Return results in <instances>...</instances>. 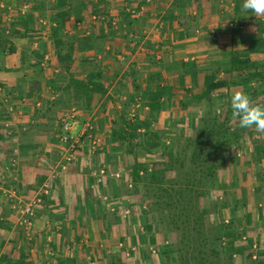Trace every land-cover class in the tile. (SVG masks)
I'll return each instance as SVG.
<instances>
[{
  "label": "crops",
  "instance_id": "crops-1",
  "mask_svg": "<svg viewBox=\"0 0 264 264\" xmlns=\"http://www.w3.org/2000/svg\"><path fill=\"white\" fill-rule=\"evenodd\" d=\"M71 2L87 4L89 8L83 12L82 23L74 24L72 17L65 29H61L59 23L51 22V17L56 13L54 0H4L5 8H0V46H5L6 53L0 58V88L4 91V97L0 96V222L6 227L0 230V257L10 252H24L30 254L29 260L36 264H43V259L48 260V264H67L68 260L78 263L82 259L84 264H97V261L98 264H106V258L119 264L114 261L116 255L125 259L129 257L126 254L129 248L132 251L135 248L131 245L126 247L125 235L120 229V237L114 236L111 229L113 221L103 212L104 206L99 201L100 193L105 194L108 184L118 180H111L113 174L109 175V171L103 177L102 184H97L93 175L103 169L105 158L99 153L96 157L92 156L88 141H85L77 155L79 157L86 153L85 156H80L66 171L56 168L60 157L53 161L47 154L51 153L50 147L54 148V144L60 146L57 138L59 117L74 108L78 112L79 122L74 132L76 136L82 135L84 126L90 123L92 134L106 139L110 130L109 122L114 117L112 114L121 111L120 107H116L117 102H124L126 91H130L129 84L127 88L120 89L119 83L132 66H136L137 70L145 67L147 57L151 55L145 49L147 46L155 49V60L168 67L172 61L196 65V80L187 76L183 86L184 90L194 94L197 93L195 83L197 86L202 85L205 70L218 72L217 79H223L229 54L247 50L249 39L256 34L255 23H264V16H254L246 11L237 13L236 7L242 6L243 0L184 2L183 6L174 10L175 20L172 22L164 21V17L170 13L175 0ZM26 7L28 10H24ZM104 13L109 15L112 24H116L115 28L111 24L109 29L100 25ZM27 15L33 17L31 33H27L26 37L12 33L10 27H15L16 18ZM123 15L129 18L121 26L120 17ZM52 30L62 40L77 34L84 43L80 45L86 46L85 52L75 53L71 74L84 79L100 70L104 75L106 94L95 98L90 110L79 105L76 107L71 92L65 95L57 91L66 84L68 75L58 66ZM123 31H130V35L122 38ZM98 35L104 39L100 46L94 41L99 38ZM80 45L76 47H82ZM8 49L13 52L9 53ZM66 53L63 50L60 55ZM180 75L178 70H174L165 76L169 86L177 90V96L172 99L171 108L156 117V129L162 127L176 110L178 100L184 96L182 90L178 91ZM52 85L57 90L51 89ZM117 89H120L118 93L115 91ZM236 92L231 90L230 95ZM52 95L56 99L51 102ZM216 97L222 96H212L215 100ZM65 99L72 102L70 107L62 108L61 104L54 106ZM39 103L41 107H38ZM9 108L14 113H9ZM50 110L56 113L53 117L47 114ZM237 156L240 157V154ZM248 156L253 160L250 153ZM249 158L244 159V162H252ZM12 159L17 160V168L15 172H7ZM39 159H43L45 164L38 165ZM259 170L264 173V162ZM242 172L251 180L243 186L238 181L237 189L250 186L252 190L248 193L253 196L258 186L257 171L255 168L243 167ZM49 179L50 195L35 213L32 241H28L1 190L13 187L18 197L26 202L33 199ZM235 197L239 199L237 195ZM88 206L91 213L87 211ZM247 209L242 217V224L246 227L243 226L244 234L238 243L246 250L251 261L264 262V197L263 204L252 202ZM247 213H251V219H245ZM120 226L122 222L117 227ZM114 238L116 243L111 245ZM253 256H256V260L252 259ZM129 262L124 260L121 264Z\"/></svg>",
  "mask_w": 264,
  "mask_h": 264
},
{
  "label": "trees",
  "instance_id": "trees-1",
  "mask_svg": "<svg viewBox=\"0 0 264 264\" xmlns=\"http://www.w3.org/2000/svg\"><path fill=\"white\" fill-rule=\"evenodd\" d=\"M54 1L56 13L51 17V22L59 23L61 29L68 27L72 17L74 24L82 23L83 12L89 8L87 4L82 5L78 2L72 4L71 0ZM189 1L191 0H175L173 8L164 17V21L175 20L174 10ZM236 11L237 13L245 12L242 6L236 7ZM103 17L100 25L109 29L111 24L109 15L104 13ZM128 18L127 15L120 17L121 26L128 21ZM32 22L31 15L17 17L14 23L15 27L11 26L10 30L21 37H26L27 33H31ZM255 28L256 34L249 39L247 50L242 53L232 51L229 54L227 68L223 71V79H217L218 72L205 70L202 85L197 86L195 83L197 93L193 94L191 91L183 89L187 76L196 80L198 70L196 65H185L182 62L172 61L168 67V65L155 60L156 51L153 47L148 46L145 49L151 52V55L147 57L145 67L137 70L136 66H132L119 83L120 89L127 88V84H129L130 89L128 88V90L130 91L125 94L123 103L117 102L116 107H120V110L123 111L114 113L108 138L104 143L115 152L126 147L124 153L133 159L131 166L125 171L128 172L126 174L132 185V194L139 195L143 191L149 195V200L152 203L147 207L152 213L157 214L155 218L161 229L176 241L170 245L169 250L162 252L165 258L169 257L170 259V261L168 258L165 259L164 264H212L211 260L220 255L218 249L221 248V240L224 238L227 239V244L222 251L229 264L235 257H247L251 260L243 247L234 245L235 239L240 240L244 233L236 235L232 232L236 213L245 214L248 204L253 202L248 200L245 191L241 193L239 201L235 199L231 209L233 218H229L227 222L229 226L225 231L226 234L223 233L218 237L208 236V226L205 224V220L208 216L206 202L209 201L207 204H210V194L214 186L222 192H226L230 188H238V176L235 175L230 178L228 186L224 185V176L222 177L221 174L228 167V162L239 160L237 153L243 143L256 142V128H241L239 120L233 117L232 96L230 95L231 90L242 92L250 96L253 106H264V23L257 21ZM129 35L130 31H123L121 37ZM183 37L184 35L181 36V38ZM52 40L57 50L58 66L67 73L68 78L66 84L60 86L59 90L55 88V85H52L51 89L62 91L65 95L71 92L76 107L79 105L85 110H90L95 98L106 94L104 75L100 70L90 73L84 79L71 74L75 53H83L86 50L85 45H80L84 43L77 34L62 40L58 38V33L52 30ZM94 41L97 46H100L104 39L99 37ZM76 45L82 47L77 48ZM8 50L9 53L13 52L11 49ZM63 50H66L67 53L61 56ZM4 53L5 46H0V58ZM174 70H178V73L181 74L178 91L184 92V96L178 100L176 108L181 112L190 109L196 111L202 109L201 105H205L206 112L198 121L191 119L189 128L193 135L186 137L181 133L178 138L183 139V144L179 143L177 146L171 147L165 145L159 133L152 131L150 125H145L142 118L154 121L161 112L171 108V102L177 96V90L169 86L165 76ZM120 89L115 90L116 93ZM214 94H221V101L212 98ZM62 101L55 103L54 106L62 104ZM215 109L217 113H213ZM150 139L153 140L152 143ZM253 146L252 149L250 148L253 162H241L242 166L246 168L253 164L257 171L258 186L253 195L260 197L264 193V173L259 170L264 162V140ZM151 147L155 150L159 149L161 152L156 155L150 149ZM139 149H142L145 155L150 156L151 161L145 162L138 153ZM240 180L248 183L246 175H242ZM43 202H46L45 199ZM217 203L218 197L214 204ZM218 206L220 207V205ZM223 207L228 208L226 205H222V209ZM145 208L143 207L142 210L144 215L148 213ZM87 211L92 212L89 206ZM249 214L251 213L244 215L245 219H251ZM5 228L1 221L0 230ZM144 229L149 236V244L156 247L153 226L148 224L144 226ZM215 242L219 243L218 249L213 247ZM29 259H31L30 254L10 252L8 255L0 257V264H36ZM81 261L77 263L74 260H68L67 264H84V260ZM41 262L43 264L50 263L46 259ZM110 264L115 263L111 262Z\"/></svg>",
  "mask_w": 264,
  "mask_h": 264
},
{
  "label": "rangeland",
  "instance_id": "rangeland-1",
  "mask_svg": "<svg viewBox=\"0 0 264 264\" xmlns=\"http://www.w3.org/2000/svg\"><path fill=\"white\" fill-rule=\"evenodd\" d=\"M128 92L129 91H126V93ZM216 98H217L216 101H221L222 99V97H216ZM68 100L69 99H65L60 105V107L62 108L70 107L72 102ZM200 107H202V109L196 110V111L191 109V111H188V112L187 111L181 112L178 108H176V110L173 112L174 114L171 113L168 119L165 120L162 127L159 126L158 129H156L155 127V124L157 123L158 120H156L155 122V120L149 121L146 118H144L145 125L147 126L150 125V128L152 131L159 133L165 145H168V146L170 145L171 147H173V145L177 146L179 143H181L180 145H182L183 139L178 138V136L181 133L186 137H190L193 135L192 130L189 128L191 119H193L194 121H198L199 118L205 115V112H206L205 105H201ZM213 113H217V110L215 109ZM47 114L49 117H53V115H55L56 113L55 111L50 110V112ZM112 115H114V113ZM56 119H58V117H56ZM152 124L154 125L153 127H152ZM109 125L111 126V122H109ZM99 139L101 141V145L97 153H99L98 154L99 156L103 155L105 158L104 160L105 166L103 167L102 170H105L106 172L110 171V174L108 173L109 175L119 174L121 177L120 180L115 181L113 183L111 182L108 184L109 186L104 192L105 194L100 193L99 196L102 198L99 201L104 206L102 209L103 212H106L109 218L112 219L113 221L111 224H113L114 228L112 226L111 229H112V233L114 234V236L120 237L118 236L120 234L118 229H120V231H122L121 233L125 235L124 242L126 243V247H129V245H131L132 247L135 248L134 251L130 250L129 248V250L126 252V254L129 255V257H125L124 259L123 256L116 255V258H114V261H116V263H119V264H121L122 261L124 260L125 262L126 260L130 261L129 262L130 264H164V261L167 258L170 261L169 257L165 258L162 252L169 250L170 245H173L176 241H174L172 236L167 235L161 229V226L157 223V219L155 218L157 214L152 213V211L149 210V208L147 207V205L152 203L149 200V195H146L143 191L142 192L140 191L141 193L139 195L132 194V191H133L132 185L129 181L128 175L126 174L128 172H125L126 169L130 167L133 162L132 157L124 153V149H126L125 146L122 150L120 151L118 150L115 152L111 150L110 146L104 143L105 138L104 139L99 138ZM255 139H256V142H250V143L246 142L241 145V147L239 148L240 150L237 153V155L240 154V157L237 156L239 160L234 161L232 163L228 162V167L221 174L222 177L224 176L223 177L225 180V182L223 181L224 185L228 186L230 184L229 183L230 178H232L234 175L238 176V181H240V184H242V186L244 184H247L240 180L242 177V173H244L242 172L243 171L242 162L244 161V159L249 158L248 155L250 153V148H253L254 147L253 145H255L256 143L262 142V140L264 139V132H259L256 129ZM152 142L153 140L151 141V143ZM150 149L156 155L161 152V150L159 149L155 150L152 147ZM50 150H51V153L47 154V156L52 158L51 160L54 161L58 157L61 158L62 156L61 146L58 147L57 144H54V148L50 147ZM143 152L144 151L142 149H139L138 151V153L143 157L144 161L145 162L151 161L150 156L145 155ZM97 153L94 155V157H96ZM85 155L86 153H82V155L80 154L78 158H80V156H85ZM250 161L253 162L252 158ZM90 163H93V161H91ZM90 163H89V167H91ZM42 165L44 164H41V166ZM244 168L246 167L244 166ZM251 168L252 169L254 168L253 164H251L250 167L247 169H251ZM246 172L247 171H245V173ZM253 178L254 176H252V179ZM111 180H114V179H111ZM250 180H251V177L247 176V181H250ZM250 190H252V187L248 186L247 189L230 188L226 192H222V191L217 190L216 186H214V189L212 190L210 194L211 202L210 204H207L209 203V201L206 202V205L208 206V216L206 217L205 224L208 226V231H207L208 236L218 237L222 235L223 233L226 234L225 231L227 227L229 226L227 222L229 218H233L231 209L236 199L235 195L239 197L238 199L239 201L241 197V193L245 191L246 197L248 198L249 201L251 202L253 201L255 203L258 202L259 204H263L264 193L260 197H255L254 195L252 196L251 194L248 193V191ZM91 196L93 197L94 195L91 194ZM216 197H218V203L214 204L216 201ZM105 198L107 200L106 202L103 200ZM218 205H220L221 208ZM222 205H226L228 206V208L225 209V207H223L222 209ZM143 207H146L145 209L148 210V213L146 215L142 214ZM235 216H236V219L233 221L234 224L232 226L234 227L232 228V232L238 235L244 232L242 231V229H244L246 226L242 224L243 213L237 212ZM121 222H122V226L118 228L117 226H119ZM148 224L153 226L157 248L149 244V236L144 229V226ZM114 240L115 238L111 240L112 241L111 245L116 243V241ZM228 240H231V239L228 238ZM238 241L239 239H235L234 245L236 247L242 248L239 245ZM224 242L225 244H227V239L224 238ZM224 242L222 241V243ZM218 245L219 243L215 242L213 247L218 249ZM220 249H218V252L220 253V255L216 259L211 260L212 264H229L227 261L226 255H223V251H222L223 246H221ZM106 260L105 261L107 264L111 263L109 258H106ZM231 264H264V262L251 261L247 258H237V260L236 258H234Z\"/></svg>",
  "mask_w": 264,
  "mask_h": 264
},
{
  "label": "built area",
  "instance_id": "built-area-1",
  "mask_svg": "<svg viewBox=\"0 0 264 264\" xmlns=\"http://www.w3.org/2000/svg\"><path fill=\"white\" fill-rule=\"evenodd\" d=\"M3 1L0 0V8L4 9ZM24 10H28L26 7ZM94 21L96 18L93 19ZM113 28L116 27V24L111 23ZM8 35V33H6ZM35 65V62L32 63ZM0 96L4 97V91L0 88ZM56 97L52 95L51 102L54 101ZM38 107H41V104H38ZM9 113H14L13 109H8ZM78 112L76 109L72 108L68 111L61 114L57 121V138L59 145L62 148V156L60 161L57 164V169L60 171H66L67 168L74 164L77 161V155L80 150L83 149L85 141H88L89 153L94 156L98 149L100 148L101 141L99 138L95 137L92 132L93 128L90 123H87L84 126V133L80 136L74 134L76 127L78 126ZM45 164L43 159H39L38 165ZM17 168V160L12 159L7 167V172H15ZM106 176L105 170H100L98 173H94L93 177L96 179L97 184H102L103 177ZM111 178L119 180L120 175H112ZM53 179V177L51 178ZM46 181L39 193L31 200L23 202L17 194V191L12 188H3L2 194L7 200L11 211L14 213L17 219V225L20 227L27 240L32 241L31 231L34 226L35 213L43 205V201L50 195L51 185L50 180ZM102 198V197H101ZM105 202L106 198L103 199ZM113 212V210H112ZM224 242V239H222ZM221 246H225V242ZM253 260H256V256L252 257Z\"/></svg>",
  "mask_w": 264,
  "mask_h": 264
},
{
  "label": "clouds",
  "instance_id": "clouds-1",
  "mask_svg": "<svg viewBox=\"0 0 264 264\" xmlns=\"http://www.w3.org/2000/svg\"><path fill=\"white\" fill-rule=\"evenodd\" d=\"M242 9L254 16H264V0H243ZM231 107L241 128L255 127L257 131L264 132V106H253L249 95L236 92L231 97Z\"/></svg>",
  "mask_w": 264,
  "mask_h": 264
}]
</instances>
